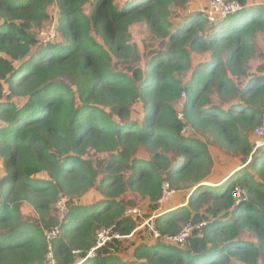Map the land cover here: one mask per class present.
<instances>
[{
  "label": "trees",
  "instance_id": "16d2710c",
  "mask_svg": "<svg viewBox=\"0 0 264 264\" xmlns=\"http://www.w3.org/2000/svg\"><path fill=\"white\" fill-rule=\"evenodd\" d=\"M178 1L186 0L122 7L116 0H0V264H264V135H254L264 66L252 76L248 69L255 38L264 37V5L234 0L242 9L215 20L196 12L174 27L170 7ZM55 3L62 40L40 41L32 29L50 19ZM141 21L167 40L165 49L146 69L115 71V59L140 60L130 27ZM193 52L209 58L195 62ZM213 94L226 109L212 104ZM185 126L211 131L223 147L251 158L250 168L203 185L214 154L203 139L182 134ZM93 151L104 157L92 159ZM166 181L196 187L188 204L156 217L163 234L193 222L185 245L148 239L123 258L115 239L89 256L101 228L116 225L129 236L141 224L127 213V191L158 209ZM237 186L245 191L240 201ZM95 190L94 203L76 204ZM62 197L64 218L53 213ZM26 204L35 217L25 216ZM55 227L62 233L50 243Z\"/></svg>",
  "mask_w": 264,
  "mask_h": 264
},
{
  "label": "rangeland",
  "instance_id": "374dc122",
  "mask_svg": "<svg viewBox=\"0 0 264 264\" xmlns=\"http://www.w3.org/2000/svg\"><path fill=\"white\" fill-rule=\"evenodd\" d=\"M133 0H116V3L119 7L124 6L127 2ZM227 2H232L234 0H225ZM210 3L211 0H186L185 2H174L170 7V20L173 23L174 27H177L179 24L184 22L185 19L189 18L190 15L195 14L196 12H201L207 14L210 10ZM246 5L248 8L257 6V5H264V0H246ZM89 11V6L86 7ZM224 14V12L222 13ZM217 16H223V15ZM49 16L50 19L45 21L40 27L34 26L33 31L37 34V37L40 41H48V40H56L61 41L60 34L58 32V24H59V8L57 4H53L49 8ZM130 38L132 43L138 45V48L141 52L140 60L131 62L132 64L122 63L115 59L114 61V69L115 71H122L131 73L132 68H147V63L151 59L152 54H161L162 51L165 49V44L167 40L155 37L149 27L147 26L146 22H136L130 27ZM255 54L252 57L251 61L248 64L249 75H253L254 73L260 72V67L264 66V37L263 33L259 32L257 37L255 38ZM193 60L198 63H202L208 60L209 54H199L196 52L192 53ZM20 61L16 62V65H20ZM188 72L183 76L185 80H187L191 74ZM251 75V76H252ZM182 78V75H180ZM237 81V78H235ZM248 78H244V76L240 79V86L244 87ZM212 104L217 105L223 109H226L227 105L224 103L217 94L212 95ZM16 102H20L19 99H15ZM183 105V101L181 102ZM180 101L177 103V108L179 109ZM140 108V105H137V109ZM140 116H137L139 119ZM195 138L203 139L205 142L208 143V147L211 152L214 154V166L212 168V174L209 179L217 181L222 178H227L228 176L232 175L235 170H238L245 165H248L250 168V159L246 157H240L235 155L233 152L229 151L227 148L223 147L219 141H217L212 135L211 131H198L193 128H190V132L188 133ZM144 152L143 154H145ZM94 160H98L103 158L102 154L95 153L94 151L89 154ZM5 174V166L4 163L0 160V179ZM207 180V179H205ZM205 182V181H204ZM189 183L181 184L180 188H176V192L172 201L170 203L173 204H180L186 205L188 204L189 198L192 195L193 191L196 187L190 188ZM208 185H213L208 184ZM214 186V185H213ZM98 196V191H91L90 193L82 196L81 198L76 199V204L78 205H86L89 206L90 204L94 203V200ZM124 201L127 204V213L135 216L137 219L141 218V224L133 231V233L129 236H125L121 238L122 245L120 246V255L123 258L132 257L135 251V248L140 245L141 243L145 242L148 239L156 241L157 239L151 234L149 230V226L146 225L147 220L152 216L157 215V208L154 207L153 201L147 197L140 196L139 194L134 193L133 191L129 190L125 193ZM67 201V198H66ZM160 204V201L158 200ZM169 203V204H170ZM161 205V204H160ZM67 208V206H66ZM67 210H62L58 205L54 207L53 213L61 218H64L66 215ZM25 216L26 217H35L36 213L33 210L30 204H26L25 207ZM186 223H182L184 226ZM245 238H251L249 232H245L243 235ZM188 242V241H187Z\"/></svg>",
  "mask_w": 264,
  "mask_h": 264
},
{
  "label": "built area",
  "instance_id": "2783aa9c",
  "mask_svg": "<svg viewBox=\"0 0 264 264\" xmlns=\"http://www.w3.org/2000/svg\"><path fill=\"white\" fill-rule=\"evenodd\" d=\"M242 9V6L237 3L236 1L227 2L225 0H211L210 3V10L208 11V16L211 18V20H215L217 17H224L230 13L236 12L238 10ZM224 12V14H222ZM223 15V16H217V15ZM181 104V103H180ZM183 105L181 104L178 110V117L182 120L185 119V112L183 110ZM190 132V127L185 126L182 130V134L187 135ZM254 135L257 137H261L264 135V107L262 108V115L261 120L258 126L254 129ZM176 192V189L172 187L171 183L169 181L164 182L163 189L161 193V197L159 199L160 204L168 203L174 196ZM245 191L240 186H237L234 190V197L240 201V199L243 198ZM66 198L62 197L60 201L58 202V206L62 210H67L66 208ZM147 226H149V230L152 233V235L157 240H162L167 243H173L178 245H185L188 241L189 237L192 235L194 229L196 228V225L193 222H188L184 226L181 227L178 233L171 234H163L159 231L157 224H156V216H152L149 221L147 220L146 223ZM62 233V230L60 227H55L50 231H47V237L50 243L58 237ZM122 237H125L122 235L119 231L116 229V225H111L107 227L101 228L96 236V243L92 247V249L89 251V256H95L97 249L107 245L108 243L112 242L115 239H121ZM52 247V246H50ZM49 258L53 259V254L50 252Z\"/></svg>",
  "mask_w": 264,
  "mask_h": 264
},
{
  "label": "crops",
  "instance_id": "0c3cea01",
  "mask_svg": "<svg viewBox=\"0 0 264 264\" xmlns=\"http://www.w3.org/2000/svg\"><path fill=\"white\" fill-rule=\"evenodd\" d=\"M249 80V79H248ZM248 80H247V82H248ZM246 82V83H247ZM234 172H236V170L234 171ZM228 178V177H227ZM224 179H226V178H222V179H220V180H217V181H214V180H212L211 181V179H207L206 180V183L204 184V185H208V184H213L214 186H216V185H219V184H221V182L224 180ZM212 185V186H213ZM174 197V196H173ZM98 198H96L94 201H96ZM172 201V199L168 202V203H165V204H162V205H160L159 206V208H158V210H157V215L156 216H158V215H162V214H164V213H167V212H169V211H171V210H174L175 208H177V206H180V204H173V203H170ZM170 203V204H169Z\"/></svg>",
  "mask_w": 264,
  "mask_h": 264
},
{
  "label": "water",
  "instance_id": "95a60500",
  "mask_svg": "<svg viewBox=\"0 0 264 264\" xmlns=\"http://www.w3.org/2000/svg\"><path fill=\"white\" fill-rule=\"evenodd\" d=\"M206 183V181L205 182H203L202 184L204 185Z\"/></svg>",
  "mask_w": 264,
  "mask_h": 264
},
{
  "label": "clouds",
  "instance_id": "9594fccd",
  "mask_svg": "<svg viewBox=\"0 0 264 264\" xmlns=\"http://www.w3.org/2000/svg\"><path fill=\"white\" fill-rule=\"evenodd\" d=\"M159 216V215H158ZM158 216H156V217H158Z\"/></svg>",
  "mask_w": 264,
  "mask_h": 264
}]
</instances>
